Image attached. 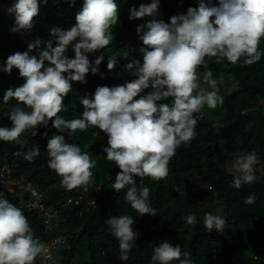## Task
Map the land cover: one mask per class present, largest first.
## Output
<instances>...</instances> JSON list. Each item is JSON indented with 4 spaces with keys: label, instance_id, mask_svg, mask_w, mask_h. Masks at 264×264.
Here are the masks:
<instances>
[{
    "label": "clouds",
    "instance_id": "obj_1",
    "mask_svg": "<svg viewBox=\"0 0 264 264\" xmlns=\"http://www.w3.org/2000/svg\"><path fill=\"white\" fill-rule=\"evenodd\" d=\"M68 2L70 7L75 4V0ZM41 4H47V0H13L6 9L14 17L11 31L31 29ZM197 5L189 6L184 14L171 16L168 22L157 19L160 0L131 7L130 20L150 18L136 28L142 41L138 49L142 60L132 58L125 65L136 79L118 86H97L91 98H81L82 115L65 119L59 113L66 111L63 100L72 91L73 82L86 83V75L97 74L105 58L101 53L90 61L87 54L110 45L114 38L111 29L118 24L117 0H83L73 26L50 30L55 46L52 40L36 38L28 43L27 51L9 55L0 65V71L11 74L15 68L24 79L22 85L4 92V104L11 99L17 104L8 113L11 126H0V141L19 142L24 132L36 136L38 126L47 129L50 121L53 128L70 137L77 130L95 126L107 135V146L102 149L107 160L120 169L111 188L117 193L126 189L125 200L140 216L158 215L151 204L150 188L138 185L136 177L166 178L177 149L197 136L199 116L195 114L205 106L215 109L224 103L219 81L211 70L203 75L208 87H201L199 66L206 64L205 57H215L216 63L226 59L232 64L252 65L264 56L259 49L264 38V0H217L215 4L212 0H197ZM42 44L45 47L40 50ZM69 46L73 58L67 55ZM34 49L39 58L30 55ZM119 56L127 58L128 52ZM117 63V55H110L107 69L112 70ZM149 88L151 91L139 95ZM138 95L139 99H134ZM169 98L171 103L162 102ZM41 135L48 137V131ZM46 147L48 167L62 178L61 185L68 190H88L96 166L90 154L76 143L66 142L64 135L52 134ZM40 152L37 144L24 153V158L31 162ZM260 163L254 149L237 157L232 165V186L240 189L255 183ZM256 200V194L250 193L244 203L250 205ZM185 219L188 225L198 223L195 213ZM226 219L223 214L206 212L203 226L208 232L221 231ZM104 223L118 240L119 259L127 261L138 237L132 227L134 217L111 216ZM151 247V264H195L191 253L179 244L163 240ZM48 251L23 210L0 192V264H35L38 257L47 259Z\"/></svg>",
    "mask_w": 264,
    "mask_h": 264
},
{
    "label": "trees",
    "instance_id": "obj_2",
    "mask_svg": "<svg viewBox=\"0 0 264 264\" xmlns=\"http://www.w3.org/2000/svg\"><path fill=\"white\" fill-rule=\"evenodd\" d=\"M176 2L179 5V12L176 14L186 13L189 6H198L197 0ZM216 2L217 0H212L213 4ZM12 3L13 0H0V65L4 64L9 55L17 51H27L28 43L36 38L52 40L55 46V38L51 36L50 30L53 27L68 29L73 26L75 15L83 0H75L71 7L68 0H47V4H41L39 14L33 18V27L20 32L11 31L14 17L6 9ZM117 3L118 24L111 29L114 37L112 42L105 49L87 54L90 61L101 53L104 54L105 58L98 66L99 72H89L86 75V83L73 82L72 91L63 100L66 111L59 113L65 119L79 118L82 115L84 107L80 103L81 98H91L97 86H118L136 79L132 72L125 69V65L132 58L142 60V54L138 51L142 41L139 40L136 28L150 18L130 20L129 10L133 6L139 7L141 3H147L145 0H117ZM168 16H173L171 10ZM169 18L160 13L157 17L165 22H168ZM44 47L42 44L40 50ZM259 49L264 51V38L260 41ZM123 52H128L127 58L119 56ZM113 54L117 55L118 63L112 70H108L107 60ZM30 55H37L39 58L35 49ZM67 55L69 58L74 57L71 46ZM205 61L213 72V78L218 81L221 73L233 76L237 85L231 92H226L219 82L220 94L224 97L225 117L232 122L233 131L240 137V149L244 153L256 150L261 160L257 166L264 165V112L261 103V100H264V56L252 65L232 64L226 59L216 63L215 57H205ZM23 83L24 79L19 77L17 69L14 68L11 74L0 71V104L10 109L16 106L15 99L4 104L2 98L9 87L15 88ZM149 91L151 88L145 89L139 95ZM139 95L134 99H139ZM171 100L172 98H169L162 102L171 103ZM21 106L23 107L22 104ZM195 115L199 116L196 125L197 136L190 144H182L177 149L170 160L168 176L160 180L150 176L136 177L138 185H147L150 188L151 204L158 212L156 216H140L125 200L126 189L117 193L111 188L120 169L114 162L107 160L102 150L107 146V135L95 126H90L84 131L77 130L76 134L70 137L67 132L60 133L53 128L50 121L47 129L38 126L36 136L24 132L19 142L0 141V163L4 159L9 161L15 175H28L48 197V202L56 203L75 193L77 189L84 188L68 190L61 185L62 178L48 167L47 139L52 134L64 135L66 142L76 143L96 162L95 168L92 169L94 182L89 186H101V192L95 197V204L88 210L79 206H67L62 209L61 223L65 227L62 232H68L66 226L78 229L70 239V249L65 251L68 259L73 257L81 246V239L86 237L89 260L83 264H151V246L163 240L174 246L179 244L183 251L190 252L195 264H264V182L256 171L258 180L255 183L243 185L240 189L233 187L234 175L226 168V160L214 126L206 116L200 113ZM0 126H11L8 115H0ZM46 130L48 137H43L41 134ZM37 144L40 147V155L31 162L25 160L24 153ZM0 192L17 206V199L13 194L3 190ZM250 193H255L257 200L254 204H245V198ZM214 196L224 200L220 214L225 215L227 219L223 230L213 229L208 232L203 226V221H198L185 233V206L190 203L193 209L197 210ZM23 213L37 237L44 241L50 236L45 233L34 212L23 210ZM124 214L134 217L132 227L137 231L138 237L135 241L136 247L129 253L128 260L122 262L119 259L118 240L104 222L111 216ZM55 234L52 231L51 235ZM40 261L41 257H38L35 264H40Z\"/></svg>",
    "mask_w": 264,
    "mask_h": 264
},
{
    "label": "built area",
    "instance_id": "obj_3",
    "mask_svg": "<svg viewBox=\"0 0 264 264\" xmlns=\"http://www.w3.org/2000/svg\"><path fill=\"white\" fill-rule=\"evenodd\" d=\"M0 190L13 194L17 199V206L22 210L34 212L42 223L45 233L50 235L43 241L49 249L48 258L41 257L40 264H77L65 255V251L70 249L72 235L67 237L64 232L55 235L51 233L63 220L62 209L65 207L79 206L88 210L94 205L92 201H95L96 195L101 192L100 184L88 190L77 189L75 193L56 203L48 202V197L37 184L29 179L28 175H15L12 164L4 159L0 163ZM176 191L180 192L178 189Z\"/></svg>",
    "mask_w": 264,
    "mask_h": 264
},
{
    "label": "rangeland",
    "instance_id": "obj_4",
    "mask_svg": "<svg viewBox=\"0 0 264 264\" xmlns=\"http://www.w3.org/2000/svg\"><path fill=\"white\" fill-rule=\"evenodd\" d=\"M146 3H149L150 0H145ZM179 5L176 2V0H160V7H159V13L162 16L168 17L169 11L171 10V14L175 15L178 13ZM208 65L207 63L205 65H201L198 68V75L200 76V83L201 87L207 88L208 85L203 82V75L206 71H208ZM233 76L231 74L227 73H221L219 76V82L221 86L225 89L227 92H231L236 87V82L233 80ZM262 106H263V112H264V100H261ZM11 111L10 108L0 104V115L2 117L8 115V113ZM200 114L206 116L214 126L215 133L218 135L220 140V146L222 148V152L224 155V158L226 160V168L227 170L235 175L234 169L232 167L233 162L237 157H239L244 153L240 149V137L233 131L232 122L227 120L225 117V109L223 105H218L215 109H210L207 106H205ZM256 171L260 176V179L262 182H264V165L262 166H256ZM47 193V191H45ZM224 206V200L221 198H218L214 196L213 198H210V200L202 205H200L197 210H194L192 205L188 203L185 206L186 214L184 217V226L186 225L185 233L189 232L191 228H193L192 225H188L186 223V216L189 213H195L197 216L198 221H203L204 213L206 212H212L213 214H220L221 209L223 210ZM63 223H58L56 227H54V232L56 234L61 233L65 230V227L62 226ZM66 229L68 232H66L64 235L69 237L73 236L78 232V229H71L68 226H66ZM63 233V232H62ZM56 256V252H55ZM72 259L77 262V264H83L84 262L89 260V251L86 246V237H83L81 239V246L78 248L77 252L73 255Z\"/></svg>",
    "mask_w": 264,
    "mask_h": 264
}]
</instances>
